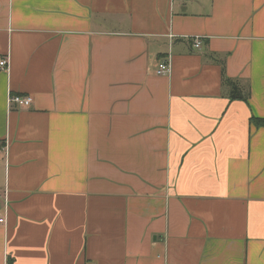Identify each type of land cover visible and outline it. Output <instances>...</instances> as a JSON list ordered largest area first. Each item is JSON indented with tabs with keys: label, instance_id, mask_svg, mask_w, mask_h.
Listing matches in <instances>:
<instances>
[{
	"label": "crops",
	"instance_id": "0c3cea01",
	"mask_svg": "<svg viewBox=\"0 0 264 264\" xmlns=\"http://www.w3.org/2000/svg\"><path fill=\"white\" fill-rule=\"evenodd\" d=\"M3 58L0 264H264V0H0Z\"/></svg>",
	"mask_w": 264,
	"mask_h": 264
},
{
	"label": "built area",
	"instance_id": "2783aa9c",
	"mask_svg": "<svg viewBox=\"0 0 264 264\" xmlns=\"http://www.w3.org/2000/svg\"><path fill=\"white\" fill-rule=\"evenodd\" d=\"M201 39L196 37L194 38V45L196 47H200L201 46ZM8 58H3L0 60V68L2 69H7L8 68ZM171 70V64L168 60H164L162 62H160L158 69H157V73L162 75V74H166ZM9 104H16L20 107H30L33 103V98L29 95H10L9 99H8ZM3 150V147H0V151ZM4 218H0V222H3Z\"/></svg>",
	"mask_w": 264,
	"mask_h": 264
},
{
	"label": "trees",
	"instance_id": "16d2710c",
	"mask_svg": "<svg viewBox=\"0 0 264 264\" xmlns=\"http://www.w3.org/2000/svg\"><path fill=\"white\" fill-rule=\"evenodd\" d=\"M223 67H224V69H223V82H225V83L228 82L231 85V87H232L231 97L247 100L249 97V93L248 92L246 94L243 93L238 82L236 80L230 79L226 76L225 66H223ZM253 122H255L258 126H264V119H262V118H254L253 117Z\"/></svg>",
	"mask_w": 264,
	"mask_h": 264
}]
</instances>
